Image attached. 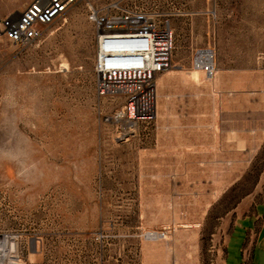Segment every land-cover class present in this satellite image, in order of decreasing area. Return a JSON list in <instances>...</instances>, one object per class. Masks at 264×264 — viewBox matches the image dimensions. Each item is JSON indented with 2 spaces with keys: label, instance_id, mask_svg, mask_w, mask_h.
<instances>
[{
  "label": "rangeland",
  "instance_id": "rangeland-1",
  "mask_svg": "<svg viewBox=\"0 0 264 264\" xmlns=\"http://www.w3.org/2000/svg\"><path fill=\"white\" fill-rule=\"evenodd\" d=\"M113 3L171 18L152 118L97 93L90 15ZM261 206L264 0H80L33 44L0 31V264H226Z\"/></svg>",
  "mask_w": 264,
  "mask_h": 264
},
{
  "label": "built area",
  "instance_id": "built-area-1",
  "mask_svg": "<svg viewBox=\"0 0 264 264\" xmlns=\"http://www.w3.org/2000/svg\"><path fill=\"white\" fill-rule=\"evenodd\" d=\"M79 1L33 0L22 12L4 17L0 31L14 43L33 44ZM90 17L97 28V93L123 95L124 111L130 119L152 118L157 78L173 63L171 18H158L154 12L124 8L119 3L110 4L105 10L92 9ZM194 67L215 76V51L198 49Z\"/></svg>",
  "mask_w": 264,
  "mask_h": 264
},
{
  "label": "crops",
  "instance_id": "crops-1",
  "mask_svg": "<svg viewBox=\"0 0 264 264\" xmlns=\"http://www.w3.org/2000/svg\"><path fill=\"white\" fill-rule=\"evenodd\" d=\"M236 233L237 239L232 246ZM226 252V264H264V207L261 206L254 216L235 226L230 234Z\"/></svg>",
  "mask_w": 264,
  "mask_h": 264
}]
</instances>
